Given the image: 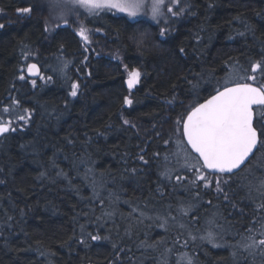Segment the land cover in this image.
Here are the masks:
<instances>
[{"label": "trees", "instance_id": "obj_1", "mask_svg": "<svg viewBox=\"0 0 264 264\" xmlns=\"http://www.w3.org/2000/svg\"><path fill=\"white\" fill-rule=\"evenodd\" d=\"M179 4L183 11L163 27V38L147 21L106 15L89 22L98 33L85 45L70 27L48 34L33 0H0V119L8 107L16 128L0 140V264H187L185 257L232 264L222 245L243 236L242 226L215 247L199 236L231 232L226 212L254 210L258 223L264 219V195L256 190L264 159L253 160L252 173L221 178L230 186L214 205L208 188L187 181L193 172L175 123L196 97L214 94L230 70L250 72L264 59V0ZM23 7L32 15L10 18ZM30 56L51 80L33 87L20 79ZM125 66L141 72L132 89ZM73 82L80 85L76 97L69 94ZM166 169L172 180L161 176ZM176 175L187 179L177 182ZM201 203L209 210L197 209ZM238 254L239 264L260 260Z\"/></svg>", "mask_w": 264, "mask_h": 264}, {"label": "snow or ice", "instance_id": "obj_2", "mask_svg": "<svg viewBox=\"0 0 264 264\" xmlns=\"http://www.w3.org/2000/svg\"><path fill=\"white\" fill-rule=\"evenodd\" d=\"M171 3L178 5L179 0H171ZM49 7L59 12L57 19H64L67 12L77 8L85 9L90 15L115 9L132 18L141 13L147 15L150 11L151 18L157 23L161 19H166L167 13L177 16L183 11L182 9L174 11L173 7L166 5V0H49ZM32 10L31 7H23L18 8L17 12L30 14ZM64 23L67 25L68 21L64 19ZM3 27L4 25L0 24V28ZM165 32L164 28L160 29L161 38L165 36ZM77 35L85 45L90 43L89 31L83 25L79 27ZM183 51L184 49L181 48L180 52ZM64 67H67V63ZM26 68L29 75L39 76L41 80L52 79L50 76L40 75V68L36 63L27 64ZM125 71L128 73L127 86L132 89L139 83L141 72L138 69L128 70L127 66H125ZM258 73L264 74V59L252 63L250 72L243 70V74L240 71L231 73L222 85L214 90V94L204 99L203 102H200L197 97L196 101L188 105L185 113L176 120V131L180 133L178 147L183 145L186 166L195 175V179L191 181L193 184L200 181L203 182L205 188L215 184L216 191L223 192L221 184H226L227 181H222L219 177L209 180V175L215 173L235 175L237 171L251 170L254 159H264V157L257 158V153L264 149V82L257 83ZM20 79L24 80L25 76L21 75ZM31 83L33 87L36 86V80H32ZM79 87L78 83L73 82L69 94L76 97ZM124 104L131 105L132 100L126 96ZM8 111L7 107L3 109L4 113ZM19 119L25 120V117L20 116ZM124 123L128 124L129 121L125 120ZM15 131L16 128L12 127L11 120L5 122L0 119V135ZM191 153L196 155L192 156ZM154 155L158 156L159 153ZM139 159L144 164L148 163L143 155ZM189 159L194 160L195 163H188ZM161 176L168 180L173 179L167 169L161 172ZM186 179L187 177L180 175L175 176L177 182ZM256 190L264 195V179L259 181ZM196 195L198 196L199 193ZM225 199H227L226 193ZM259 207L264 209V204ZM248 231L251 233L253 230ZM260 234L264 236V231ZM91 239L98 240L100 237L92 236ZM201 239L207 240L214 247L218 246L215 243L216 237L211 231ZM241 247L245 250L264 247V239L257 240L254 235L250 234ZM185 259L187 264H192L191 258L185 257Z\"/></svg>", "mask_w": 264, "mask_h": 264}, {"label": "rangeland", "instance_id": "obj_3", "mask_svg": "<svg viewBox=\"0 0 264 264\" xmlns=\"http://www.w3.org/2000/svg\"><path fill=\"white\" fill-rule=\"evenodd\" d=\"M33 1L39 7V9H36L35 11L39 15V17L41 18L42 22L44 23V28H45V30L47 29L48 34H51L53 32L52 30L57 29L59 27H70L75 33H77L78 30H79V28H76V25H79L80 24V25H83L84 27H88L89 22H94V21H96L97 18H104L106 15H113V16H118V17H125L129 21H133V20H136V19L137 20L141 19V20L147 21V22H149V23H151V24H153V25H155L157 27H160V28H163L166 25H169L170 23H174L175 22L174 20L180 16V14L177 15V16H173L170 13H167L166 14V19H161L160 22L157 23V21H155V20H153L151 18L150 11L148 12L147 15H144L143 13H141L137 17L132 18V17H128L126 13H120L119 11H117L115 9H112L110 11L109 10H106V11L100 12V13H98L96 15H90V14H88V12L85 9H83V8H77V9L71 11V12H67L66 13L64 19H66L68 21V23H67V25H65L64 19H57L58 15H59V12H55V11H53L49 7V0H33ZM166 5L173 7L174 11H179L178 8L181 7L180 4H178V5L172 4L171 3V0H166ZM31 15H32V12L30 14H22V13H18L16 11V12H13L12 15H10V18H24V17L25 18H28V16H31ZM2 18H4V17H3L2 12L0 11V19H1L2 22H5V21L2 20ZM69 22H72L73 24H70ZM88 31H89V41H91V37L94 34H97L98 32L97 31H90V30H88ZM78 38H79V41L82 43L81 38L79 36H78ZM45 44L47 45L48 44V41H45ZM23 58H25V60L28 59L26 55H24ZM33 58H34V56H30L29 57L30 62H27L26 64L36 63L38 65V67L40 68L41 75H43V70H42L40 64L36 61V59L34 61ZM26 64H25V66L23 68V71H24V76L26 78H28L27 75H26ZM234 71H240V73H242L241 70H234V69L230 70L228 73H226L227 74L226 77H224L223 79L219 80V82H220L219 85H218V81L216 82V84L214 85L215 88H217L218 86L222 85L223 81L225 79H227L229 77V75L231 73H233ZM67 72L68 71H66V73ZM37 80H40V78H38ZM1 119L3 121H9V120L13 119V113H12V111L10 109H9L8 113H4L2 111V113H1ZM257 163H260V162H257ZM261 165H264V164H261ZM249 171L251 173L253 172V170H249ZM194 179H195V175H194V173H191V176H190V178L187 179V181H192ZM253 179H255V178H253ZM198 182H200V181H198ZM222 185H227V186H221L223 189H227V187L230 186L227 183L226 184L225 183H222ZM207 191H208V194L210 195L211 200L214 201V202L212 201V204H214V205L217 204V206H219V202L220 201H219L218 196H220L221 192H217L216 190H211L209 188H208ZM213 198L216 199L217 201L214 200ZM249 202H250V200H249ZM240 203H242V201ZM204 205H205V203H201V204L197 205L196 208L197 209L201 208L202 211H208L209 209H207ZM248 213H249V218H251V211L249 210ZM226 214L229 216L231 214V212H226ZM218 219H220V218H218ZM193 220L194 219L191 218V222ZM220 220H218V221H220ZM242 225H246V224L243 222ZM262 225H264V219L262 220L261 226L259 227V230L261 232L264 231V228H262ZM238 226H241V222H239V221H238ZM176 227H177V225H176ZM252 230L253 231L251 232V234H253V233L256 232L254 225H253V229ZM221 231L218 230L217 232L214 233L216 239H219V241H220V238L224 234L226 236V238H228L229 240H232V238L234 236L233 233L229 232L228 229L225 231L224 228H221ZM235 233H236V236H237V234L239 232H235ZM225 236H224V238H225ZM201 237L202 236H199L200 239H201ZM246 238H247L246 237V234H244V238L242 240L234 241L233 242V245H227L226 243L223 244V245H226L228 247V249L230 250V256H231V262H232V264H239V263H241L238 259H236L237 256H239L238 251H240V253H242L244 256H248L251 259H255V260H259L260 259L259 261L253 262L252 264H264V260L262 259V258H264V255H260L259 256V253L260 252H264V249L263 250H260L258 248H255L257 250H255L254 255H252V252L250 250H245L243 247H241V244L243 242H245ZM263 239H264V236H263ZM201 240H203V239H201ZM215 243L218 244L217 241H215ZM236 244H238V245L236 246ZM223 245H222V248H223ZM235 247H236V249H235ZM245 263L246 264H251V263H247V262H245Z\"/></svg>", "mask_w": 264, "mask_h": 264}, {"label": "flooded vegetation", "instance_id": "obj_4", "mask_svg": "<svg viewBox=\"0 0 264 264\" xmlns=\"http://www.w3.org/2000/svg\"><path fill=\"white\" fill-rule=\"evenodd\" d=\"M233 176L230 177H225L226 179L230 180ZM228 180L227 184H228ZM233 181V180H231ZM200 189L202 190L201 192L204 191V186H203V182L199 185ZM213 201V200H212ZM214 202V201H213ZM251 211V218H249V213H241L240 215H235L233 213H231L227 220L231 223L230 226L232 225V229L238 228V221L242 223L244 222L246 225H242V226H253L257 224V212L254 210H250Z\"/></svg>", "mask_w": 264, "mask_h": 264}, {"label": "bare ground", "instance_id": "obj_5", "mask_svg": "<svg viewBox=\"0 0 264 264\" xmlns=\"http://www.w3.org/2000/svg\"><path fill=\"white\" fill-rule=\"evenodd\" d=\"M26 66H27V64H26ZM214 199V198H213ZM214 200H216V199H214ZM217 201V200H216ZM244 204H245V202H244ZM227 215V214H226ZM228 216V215H227ZM261 223H262V220H261V218H260V220H259V223H258V220H257V224L256 225H254V227H255V230H256V232L257 233H260L261 231L259 230V227L261 226ZM242 226V225H241ZM243 227V231H244V233L246 234V237H248L251 233H249V229H253V226H242ZM239 228V227H238ZM238 228H236V231L237 232H239L238 231ZM231 233H233L234 234V236H233V238L232 239H234L235 237H236V233L233 231V229H232V231H231ZM240 235H238V239L237 240H242L243 238H244V234H243V236H241V237H239ZM238 244H236V246H237ZM223 248H227L228 249V247L225 245V246H223ZM235 249H236V247H235ZM239 257L240 256H237V258L236 259H238L239 260Z\"/></svg>", "mask_w": 264, "mask_h": 264}, {"label": "water", "instance_id": "obj_6", "mask_svg": "<svg viewBox=\"0 0 264 264\" xmlns=\"http://www.w3.org/2000/svg\"><path fill=\"white\" fill-rule=\"evenodd\" d=\"M26 75H27V77L29 78V79H31V80H37L38 78H39V76H32V75H29L28 73H27V68H26ZM40 75H41V71H40ZM7 134V133H6ZM6 134H4V135H0V140H1V138L3 137V136H5ZM186 143V142H185ZM189 151H190V149H189ZM194 156L196 155L195 153H192ZM239 171H237L236 173H238ZM216 175H226V174H219V173H215Z\"/></svg>", "mask_w": 264, "mask_h": 264}]
</instances>
